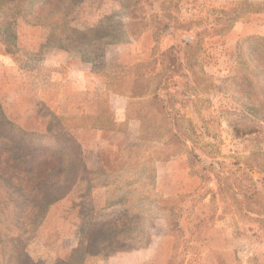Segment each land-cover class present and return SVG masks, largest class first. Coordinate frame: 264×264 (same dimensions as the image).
I'll list each match as a JSON object with an SVG mask.
<instances>
[{"label":"rangeland","instance_id":"374dc122","mask_svg":"<svg viewBox=\"0 0 264 264\" xmlns=\"http://www.w3.org/2000/svg\"><path fill=\"white\" fill-rule=\"evenodd\" d=\"M72 2L0 0V104L8 120L36 134L35 140L21 139L0 119V148L16 151L14 140L18 147L40 145L41 140L42 145L53 148L56 140L60 147L66 145L67 154V138H73V130L82 141L93 142L97 139L95 134L77 131L101 127L103 123L107 148L125 153L112 172L100 169L90 175L89 182L75 183L77 174L70 167V177L62 179L64 183L52 193H16L19 180L7 181L11 172L2 175L12 165L10 161L5 165L11 155L2 154L0 264H73V218L81 216L84 220L79 230L83 239L91 230L87 217L100 223L112 221L109 217L115 211L104 212L106 204L121 200L125 211H132L130 201L140 199L142 210L154 213L150 207L156 205L157 195L165 192L153 163L182 155L186 157L189 177L196 181L195 189L201 186L210 193L216 213L227 212L218 218L237 216L243 223L237 226V234L258 235L247 227L249 221L261 220L257 214L264 213V11L246 12L263 9L259 4L264 0H75V6L70 5ZM163 3L168 7L161 6ZM234 10L237 12L232 14ZM238 15L243 17L235 27L247 23L249 33L232 36L236 28L226 32L230 25L227 20ZM110 17L117 19L109 20ZM129 17L134 23L129 25V33L113 41L107 26ZM102 18L110 45L104 47V58L95 56V64H91L85 59H89L88 52L83 53L76 44ZM172 18L178 23L173 22L170 31H160L156 41L157 26L164 23L160 20ZM73 29L81 35L77 36ZM186 38L192 45L189 49L181 46ZM173 45H179L172 52L176 61L166 55ZM135 66L141 68L139 73L143 75L128 73L116 83L108 76L113 75L110 71ZM79 71L87 73L85 87L76 76ZM145 82L147 85L143 86ZM113 92L130 99L126 104L129 120L134 118L132 111L141 113L148 131L142 141H134L129 122H114L117 113L109 104ZM154 95L164 102L154 101ZM140 97L143 99L138 103L136 99ZM147 99L149 104L144 103ZM163 105L168 108L163 109ZM166 113L190 121L194 135L189 137L185 124L180 125V130L186 131L184 136L172 137L174 129ZM100 114L102 118L96 117ZM137 142L136 148H129ZM184 143L189 147L197 144L194 153L201 160H194L193 167L189 147H184ZM180 169L172 172L178 171V176ZM177 179L166 178V187L172 192ZM48 201L52 205L39 221ZM40 202L43 207L34 212V205ZM161 204L176 208L182 200H162ZM75 207L80 213L73 212ZM189 225L185 222L184 229ZM105 229L101 226L92 231L93 238L85 246L89 256L86 264H95L99 256L127 246L122 242L132 247L146 240L145 235L137 237L130 223L119 236L121 241L115 238L106 248L110 239L98 232ZM102 239L106 240L104 245H93ZM184 241L177 234L171 264L182 259ZM76 255L80 259V252ZM212 261L224 264L220 255H214Z\"/></svg>","mask_w":264,"mask_h":264},{"label":"trees","instance_id":"16d2710c","mask_svg":"<svg viewBox=\"0 0 264 264\" xmlns=\"http://www.w3.org/2000/svg\"><path fill=\"white\" fill-rule=\"evenodd\" d=\"M47 1H51V0H47ZM70 5L75 6V0H73L72 3H70ZM164 5L166 7H168L166 4H162L161 6L164 7ZM248 5H252L251 3H248ZM259 6H264V3L259 4ZM263 9H259V8H254V9H250L246 12V14H250V13H260L263 12ZM237 12V10L232 11L231 13H235ZM231 13H229V15H232ZM243 16L242 15H238V16H234V17H230L227 22H230V25L226 28V32L229 30H233L235 29V24L238 22V19H241ZM109 20H116V17H110L108 18ZM173 20V21H172ZM166 19V20H160V21H164L163 25H159L157 26L158 30L155 31L154 35L156 37V41H158L161 33L160 31H170L171 27H172V23L175 22V24L178 23V21L176 19ZM134 24L132 21V18H128L127 21H115L113 25H109L107 26V28H109V37L112 38L113 41L118 40L120 37H122L124 34L129 33L130 30V26L129 25ZM105 22H104V18H102V20L98 21V23L96 24L95 27H92L90 29H88L87 35L85 38H79L77 41L76 45H79V48L83 50V53L86 54L87 56H89V59L85 58L88 63H93L95 64V56H99V57H103L105 56L104 53V47L107 46L109 43L108 39H107V35L106 32L103 31ZM235 27V28H234ZM111 29V30H110ZM73 33H75L77 36L81 35V32L73 29ZM223 34V33H218ZM172 35H174V33H172ZM110 45V44H109ZM181 46H184L186 49H189L192 45L189 42V39L186 38L184 41H181ZM176 47H179V45L177 46H170L168 48V52L166 53V55H170L171 58L173 59V61H176V56L174 54H172V52L176 50ZM169 52H171V54H169ZM86 56V55H85ZM84 59V58H83ZM98 59V58H97ZM99 61L101 59H98ZM86 61V62H87ZM82 63V62H81ZM148 63V67L152 64ZM102 64H105L104 61H102ZM141 72V68H138L137 66H135V68H131L129 70H122L120 71L118 74H113V75H108L109 77L113 78V82L116 83V81H118L119 79H124L126 77V74L131 73L132 76L136 75V73ZM140 74V73H139ZM143 75V74H140ZM151 76V75H150ZM150 78V77H149ZM149 78L146 80L148 81ZM147 85V82H145L143 84V86ZM115 94H119V95H123V93H116L113 92ZM131 93H133V91H131ZM130 97V96H129ZM136 99V98H135ZM142 97H140L139 99H136L138 103H140V101H142ZM153 100L158 101V102H164L161 99H158L157 95L153 96ZM148 101V104L150 103V99H147L144 103H146ZM163 109H167L168 106L167 105H163ZM140 112L137 110L132 111V115L135 120H140L139 118H141L140 116ZM167 115V113H166ZM95 115H92L91 117H94ZM99 118H102L103 115L100 114L99 116H96ZM169 120L170 123L172 125V128L174 129V133H171L172 137H176V138H180L181 135L184 136V133L186 131H181V127L180 125H185L188 128L187 131H189V137L194 135L195 129L193 127V124L190 121L184 120L183 118H181V120L179 118L176 117V115H172L168 114L166 116ZM146 117H143V119ZM0 119L4 120V124L7 125L8 127H10V129H12L13 131L17 132V135L21 137V139H26V138H32V140H35L36 134L30 133L28 131H25L24 129H22L21 127H19L18 125L16 126V124L10 120H8L6 118V115L3 112L2 106L0 104ZM141 130H140V135L138 138V142L142 141L143 139V134L144 133H148V131L144 128V123L142 121L141 118ZM172 121V122H171ZM105 124L101 123V127H104ZM75 131V130H73ZM181 131V132H180ZM188 137V138H189ZM195 140V139H194ZM138 142L131 145L129 148L134 149L136 148V146L138 145ZM13 144L15 145V149L16 151H9L8 149L5 148H0V151L2 152L0 154V167L1 165V159H2V154H6V156L8 154H10L11 156L8 157L6 159V167L8 166V162L10 161L12 163V165H9L7 167V170H3L4 173L2 174L3 176H5L6 174H10V177L7 181H11L12 179H18L19 180V188H14L16 193H24L25 192H29V193H52L53 190H55V187H57V185H61L64 182H62V179L64 178H69L70 177V173H68V171L70 170V167H73V170L76 172V178L73 179L75 183L77 182H81V181H86L89 182L91 181L90 175L92 173H89L88 170L85 167V160H84V153L83 150L80 146V144L78 143V141L75 139V137L73 136V138L68 137L67 138V150L68 153L66 154V145L64 147H60L55 140V143L53 145V148H50L49 146H44L42 145V141H39L40 145H30L27 144V146H25V144L20 145L19 147L16 145V140L13 141ZM184 147L188 148V143H184L183 144ZM193 147H189V157L190 158V162H191V166L193 165L192 163H194V160L196 161L199 157L198 155H196L194 153V149L197 146V144L193 143L192 145ZM125 153V151L122 152H117V151H112V150H104L102 153V162L103 165L101 167V170H108L110 169L109 172H112V168L115 169L116 165L119 164V162L121 161V157L123 156V154ZM73 156V158H72ZM188 157V156H187ZM186 159V157L184 155H182L181 157H175V158H171V160L173 159ZM215 158V157H213ZM199 160H201V158H199ZM170 161V160H169ZM159 161H154L153 166L155 168L156 163H158ZM193 167V166H192ZM191 167V168H192ZM69 169V170H68ZM199 170V169H198ZM1 173V171H0ZM84 175H86V177L84 178ZM66 183V181H65ZM74 183V184H75ZM210 193L206 192L203 190V188H201V186L197 187L194 191L192 192H185L183 194H179L173 197H169V198H165L163 193H159V195H157V199L155 200L156 205H154L153 207H150L151 210H154L153 212H149V213H145V211L142 210V206L139 205L140 202H142L140 199L137 200H131L130 202L133 203V210L130 213H124L122 214L117 220L115 221H107V222H97L94 221V219L90 220V218H87L88 221L91 222V230H87V232L85 233V238H83L81 240V242L79 243V245L73 249V264H78L80 262H84L83 264H86V262L88 261V250L87 248H85L86 245H88V242L92 240V231L98 227L101 226H105L107 228V230H98V232H100V234L106 236V240H109L107 244L104 245V247H109L111 245V242L113 239L115 238H121L119 237L125 228L128 227V225H130V223H132L135 231H137V237L140 236H144L145 234V221L149 218H159L162 216H165L167 218V221L169 223V231L170 233L175 237L177 234H180L182 236V238L185 240V245L192 239L191 237H187L185 234H191V230H190V226L185 227L184 229V224L185 222H189V224H191V218L193 216L194 210L197 207V205H199L201 202L205 201V200H211L209 197ZM38 198V196L36 197ZM243 198H245V196H243ZM253 198V197H252ZM162 200L164 202H175L177 200H182V204L179 205L178 207L176 206V208L174 207H169V208H165L166 206H163L161 204ZM120 201H116L114 203H109L106 204V206L110 207L113 206L117 203H120ZM179 202V201H178ZM52 205V201H48V203L44 206L42 213H40V219H38L39 221H41L46 213L47 210L49 209V207ZM159 205V206H158ZM42 203L40 202L39 205L36 204L34 205V212H37L38 210H41L42 208ZM216 211V210H215ZM245 213H252V212H247L245 211ZM227 212L225 210L223 211H217V213L215 212V215L213 216L214 220H217L218 217L220 215H226ZM153 216V217H152ZM257 217L261 218L260 221H262V223L264 224V213L261 214H257ZM36 218V217H35ZM126 218L128 220H126ZM96 222V223H93ZM258 221V222H260ZM129 223V224H128ZM94 232V231H93ZM89 233H91L89 235ZM129 239V238H128ZM106 240H101V241H95V243L93 244L94 246H98L99 244H102L104 241ZM92 245V244H91ZM91 245H89L88 247H90ZM103 249V248H102ZM84 250V251H83ZM80 252V259L79 257L76 255L77 253ZM186 252V246L184 247V249L182 250V259H179V263L178 264H183V262H185L184 260V253ZM75 256L78 257V260L75 262ZM80 260V261H79ZM174 260V259H173Z\"/></svg>","mask_w":264,"mask_h":264},{"label":"crops","instance_id":"0c3cea01","mask_svg":"<svg viewBox=\"0 0 264 264\" xmlns=\"http://www.w3.org/2000/svg\"><path fill=\"white\" fill-rule=\"evenodd\" d=\"M247 26V23H239L237 28L231 33L232 36L242 32H245L244 34L249 33ZM119 69L113 72L110 71V73L115 74L123 70V68ZM76 76L79 80L84 81L85 87L87 84V73L79 71ZM106 88L107 84H104V90ZM109 97H111L109 98L111 109L117 113L114 122H129V130L133 132L134 141H137L140 135L141 121L135 119L129 120L127 117L128 109L126 104H128L130 99L115 93H111ZM83 131L87 134L93 133L97 136L96 141L89 142L86 140L84 142L76 135V131L73 132V136L83 150L86 169L89 173H95L103 165L101 159L103 151L108 149L103 138L104 129L102 127H89L77 132ZM178 167H181V173L177 176L178 171H172L175 168L178 169ZM186 167V162L182 158L156 163V175L163 182L162 187L165 192L163 193L165 198L191 192L195 189L196 181L194 178L189 177ZM166 178H171V181L173 178H178L177 180L180 183L177 180L175 181V189L173 188V192L171 188L166 187ZM105 209L104 212L115 211V214L109 217L112 221L117 220L124 213L132 212L125 211L121 203ZM79 211L78 207H75V210L73 209V212L80 213ZM214 215L215 209L209 200L201 202L195 208L190 224L192 239L186 244L184 264H214L212 261L214 255L222 256L224 264H253L259 261L264 262V227L262 221H249V228L247 227V230L254 234L258 233V235L252 236L250 234L245 237V235L237 234V226L243 224L240 218L236 216L233 219L230 214L229 216H225L226 218L214 220ZM83 221L81 216L73 218V248H76L82 240L79 230L82 227ZM94 221L96 220L94 219ZM254 228L256 229L254 230ZM144 235L146 236L145 242L134 244L132 247L128 246L129 243L122 242L127 246L124 245V248H117L108 254L99 256L95 264H171V260L175 256L176 239L169 231L167 218L162 216L147 219L145 221ZM117 240L121 241L120 238H117Z\"/></svg>","mask_w":264,"mask_h":264}]
</instances>
